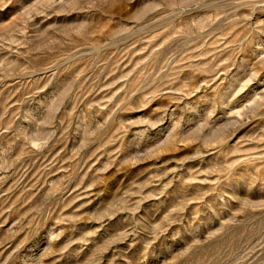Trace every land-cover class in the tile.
<instances>
[{"label": "rangeland", "instance_id": "obj_1", "mask_svg": "<svg viewBox=\"0 0 264 264\" xmlns=\"http://www.w3.org/2000/svg\"><path fill=\"white\" fill-rule=\"evenodd\" d=\"M0 264H264V0H0Z\"/></svg>", "mask_w": 264, "mask_h": 264}]
</instances>
